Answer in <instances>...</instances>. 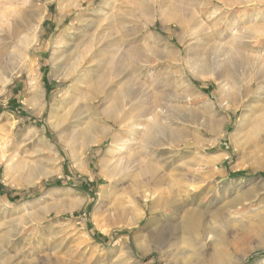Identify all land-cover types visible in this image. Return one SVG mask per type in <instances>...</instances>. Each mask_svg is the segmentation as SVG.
<instances>
[{
  "label": "rangeland",
  "instance_id": "374dc122",
  "mask_svg": "<svg viewBox=\"0 0 264 264\" xmlns=\"http://www.w3.org/2000/svg\"><path fill=\"white\" fill-rule=\"evenodd\" d=\"M170 2L0 0V264H264V0Z\"/></svg>",
  "mask_w": 264,
  "mask_h": 264
},
{
  "label": "bare ground",
  "instance_id": "6f19581e",
  "mask_svg": "<svg viewBox=\"0 0 264 264\" xmlns=\"http://www.w3.org/2000/svg\"><path fill=\"white\" fill-rule=\"evenodd\" d=\"M161 1L162 0H158V3H160L159 4V8L160 9H163L164 8V5L163 4H161ZM169 1H171L170 2V4H172V5H175V6H177V3L179 4V6H181L180 7V11H185L186 10V12H189L190 11V9H193L192 8V6H194L193 4H191V3H188L187 2V0L186 1H184V0H179L176 4H174L173 3V1L172 0H169ZM175 1V0H174ZM222 2H223V0H221ZM155 2V1H154ZM156 4V3H155ZM167 4H169V3H167ZM223 5H225V6H228L229 5V3L226 1V2H223ZM138 7H140V9H142V10H145V4L144 3H141V4H139V6ZM178 7V6H177ZM158 8V10H160ZM170 8V7H169ZM171 9V8H170ZM173 9V8H172ZM168 10V9H167ZM161 15V17H162V19H163V21L165 22H167V21H172V22H174L175 24H177V25H179V27L181 26V27H183V28H186L187 26H189L188 24H187V22H186V20H187V18H186V20L184 19V17H181V15H177V11L174 9L172 12H170V11H164V12H162L161 11V13H160ZM183 15V14H182ZM186 15V14H185ZM193 20V19H192ZM191 20V21H192ZM236 48H238V46L236 47ZM239 49V48H238ZM234 50V49H233ZM93 52V51H92ZM92 52H90V53H92ZM233 52V51H232ZM249 57V56H248ZM249 58H251V57H249ZM252 59V58H251ZM249 60V59H248ZM254 60V59H253ZM256 60V59H255ZM260 60V59H259ZM259 60H257L258 62H259ZM257 61H255V62H257ZM263 61V60H262ZM247 62V59H245V55H243V54H241L240 53V51H238V50H235V52L234 53H232L231 54V58H230V63L233 65V66H235L236 68H239V67H242L243 65L245 66V63ZM260 62H261V60H260ZM263 63V62H262ZM262 63L260 64V66H263L262 65ZM259 64V63H258ZM264 64V63H263ZM126 66V65H125ZM128 66V65H127ZM261 70H263L264 71V68H260ZM263 71H261V72H263ZM82 75V74H81ZM76 76H80V74L77 72V75ZM82 77V76H81ZM80 77V78H81ZM132 81L130 80V83H131ZM130 86H132L131 84H129ZM129 86V87H130ZM130 96V95H129ZM105 98H106V96H105ZM108 100V99H107ZM99 101V100H98ZM118 101L119 100H115V105H112V106H110L109 105V107L105 110V113L104 114H107V116H110V115H112V116H118L119 115V113H121L122 111H118V108H119V105H117L118 104ZM103 102H106V101H104L103 100ZM107 104H108V102H107ZM116 119H117V117H116ZM116 119H114L113 121H114V123H116ZM130 119V118H129ZM128 119V120H129ZM119 120V119H118ZM109 121V120H108ZM120 121V120H119ZM123 121H125V120H123ZM122 121V122H123ZM110 122V121H109ZM89 123V122H88ZM96 123V122H95ZM95 123H93L92 121L89 123V124H87V126H89L88 127V129L90 128L91 129V131H94V132H96V133H103V129L102 128H100L99 127V125H96ZM118 124H120V123H118ZM120 126V125H119ZM89 129V130H90ZM88 130V131H89ZM76 131V130H75ZM84 131H87V130H84ZM83 131V133H87V132H84ZM177 132V131H176ZM73 134V133H72ZM75 134V133H74ZM93 134V133H92ZM172 134H176L175 132H172ZM85 135H87V134H85ZM89 135H91L90 133H89ZM103 135V134H102ZM72 136V135H71ZM76 137H79V136H77V135H75ZM73 137V136H72ZM75 137V138H76ZM85 138H86V136H84ZM89 138H92V137H89ZM102 139V138H101ZM85 140H87V142L89 143H93V145L94 144H98V143H100V140H98V138H96V139H85ZM89 145H91V144H89ZM123 149H125L126 147H122ZM130 157H132V160H131V164L130 165H132L133 163H135L134 162V159H133V156L131 155ZM13 162V161H12ZM128 162H129V160H128ZM127 162V163H128ZM133 162V163H132ZM130 163V162H129ZM16 165V164H15ZM128 166H129V164H128ZM139 167V168H138ZM137 168V171H138V174H139V176L141 175L142 177H148V180L147 181H153V180H155V178H158V177H155L156 176V174L158 173V170H157V168L156 167H154L153 165H151V164H146V163H143V164H141L140 166H138ZM43 170V169H42ZM41 170V171H42ZM44 176L45 175H48V173H45V172H41ZM157 180V179H156ZM158 180H159V178H158ZM155 182V181H154ZM158 182V181H157ZM143 219V218H142ZM141 219V220H142ZM141 220H139V221H137V222H135L134 224L135 225H137V224H139L140 222H141ZM154 219L152 220V222L150 223V226H152L153 224H154ZM222 263V262H221Z\"/></svg>",
  "mask_w": 264,
  "mask_h": 264
}]
</instances>
